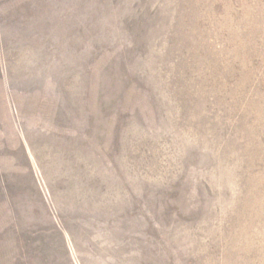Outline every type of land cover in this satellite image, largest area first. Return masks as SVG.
Listing matches in <instances>:
<instances>
[{
	"label": "rangeland",
	"instance_id": "1",
	"mask_svg": "<svg viewBox=\"0 0 264 264\" xmlns=\"http://www.w3.org/2000/svg\"><path fill=\"white\" fill-rule=\"evenodd\" d=\"M0 264H264V0H0Z\"/></svg>",
	"mask_w": 264,
	"mask_h": 264
}]
</instances>
